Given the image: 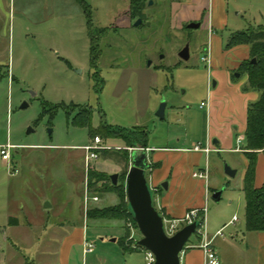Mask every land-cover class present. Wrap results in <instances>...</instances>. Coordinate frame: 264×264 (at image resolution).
Segmentation results:
<instances>
[{
  "label": "rangeland",
  "instance_id": "374dc122",
  "mask_svg": "<svg viewBox=\"0 0 264 264\" xmlns=\"http://www.w3.org/2000/svg\"><path fill=\"white\" fill-rule=\"evenodd\" d=\"M184 1L149 0L136 27L128 15L131 0H0V147L16 146L9 166L0 150V264H9L16 249L31 258L47 239L48 230L37 222L34 228L8 227L10 216L35 222L39 211L52 219L83 214L95 246L89 264H125L128 256L146 264L147 250L125 252L127 229L129 243L143 239L131 219H87L94 208L122 203L115 191H103L104 183L89 188V171L118 174V184H125L130 154L145 148L138 139L130 145L122 137L91 135L90 130L142 128L149 148L187 147L194 140L203 144L208 109L201 104L207 101L212 69L203 62L207 49L227 50L232 34L264 26V0H210V28L207 23L188 29L193 21H172L174 7ZM186 46L188 61L180 58ZM162 104L164 120L156 115ZM96 137L110 149L99 151V159L87 166L81 147L93 145ZM231 165L227 153L208 157L209 170L224 183L222 200L210 197L208 203L210 234L221 221L245 212L239 177L223 175ZM156 191L154 207L169 221ZM170 227L165 223L166 230ZM198 243L194 235L187 245Z\"/></svg>",
  "mask_w": 264,
  "mask_h": 264
},
{
  "label": "crops",
  "instance_id": "0c3cea01",
  "mask_svg": "<svg viewBox=\"0 0 264 264\" xmlns=\"http://www.w3.org/2000/svg\"><path fill=\"white\" fill-rule=\"evenodd\" d=\"M209 3L210 0H191V2L186 0L177 3L180 7H174L177 13L176 16H172V21L200 22V28L208 23L209 29L211 17L206 13ZM220 22L223 23L222 20ZM212 39L215 38L212 37ZM208 49L211 51V47ZM211 55V64L208 68L212 69L208 72L207 101L202 102L208 109L203 144L194 140L187 147L168 146L145 149L149 165L159 164V167L149 169V172L152 171V175L148 181L153 191L154 188H157L155 194L159 200L158 203L170 222L181 220L192 210L208 209L210 197L213 193L223 189V181L216 180L211 168L208 180L193 177L197 168H200V171L206 169L208 158L204 153L191 150L199 144L205 148L208 142L215 149L212 153L229 154L232 162L231 168L237 172L235 178L239 177L237 186L245 208L243 187L249 166V160L245 155L247 112L249 105L256 102L260 95L254 91H243V87L248 83L247 75L239 74L240 77L235 75V80L232 76H234L233 72L238 73L243 62L249 60L250 47L237 45L229 47L227 50H222L221 47L218 53L212 51ZM238 137L243 138L240 146L237 144ZM82 148L85 160L86 152ZM238 148L239 151H237ZM204 157L206 158L205 166L202 164ZM115 164L119 166V164ZM204 167L205 169H202ZM223 175L228 177L225 172ZM254 182L256 188H264V151L256 155ZM165 183L168 186L167 189L163 187ZM232 204L233 200L228 203V205ZM37 215L35 222L22 221L10 216L9 228L20 229L24 226L34 228V223L37 222L36 224L40 223L43 230H48L49 234L43 244L36 248L31 258L16 249L11 253L9 264H24L26 260H32L37 264H89L88 257L94 255L95 251L84 255V243L90 239L86 218L83 214L81 215L82 219L75 215L71 218L61 217L62 214H54V219H52L51 214L47 216L48 213L41 211ZM234 217L236 216L215 225L214 233H211L213 236L223 230V236L214 240L220 264H264V232L247 230L245 212L231 224ZM207 225L209 224L207 223ZM179 228H182V225H179ZM201 242L200 239V243L197 245L186 246L181 254V264H205V254L201 249ZM123 262L139 264L132 256H128Z\"/></svg>",
  "mask_w": 264,
  "mask_h": 264
},
{
  "label": "trees",
  "instance_id": "16d2710c",
  "mask_svg": "<svg viewBox=\"0 0 264 264\" xmlns=\"http://www.w3.org/2000/svg\"><path fill=\"white\" fill-rule=\"evenodd\" d=\"M149 0H131L128 9L130 20L137 21L144 19V9ZM102 29L101 32H104ZM237 45H248L250 47L249 60L242 63L237 71L240 75H247L248 83L243 87L244 92L254 91L259 93V99L251 103L247 112V129L245 133L246 147L245 155L249 160V166L244 180V199H245V218L247 230L251 232H264V188H256L255 186V169H256V155L264 151V26H260L257 30L248 29L243 32H236L232 34L228 47H235ZM95 50V49H94ZM255 60L256 63H252ZM235 80V76H233ZM90 118L86 117V123ZM85 124V120L82 123ZM90 134H101L106 138L108 135L119 136L124 138L128 144L134 145L137 139L143 148L147 146V135L142 128L135 130H119L109 127H101L100 130H90ZM138 138H134L135 136ZM134 147V146H131ZM104 158L109 159L108 151H104ZM131 156V154H130ZM125 162L129 164L127 156H123ZM159 167V164L156 165ZM99 183H104L103 191H115L121 198L122 203L117 207L92 209L87 212V219L96 221H115L131 219L136 226L133 215L130 212L129 204L126 203V182L125 184H118L114 186L110 177L95 171H89L88 187L93 189ZM139 229V228H138ZM130 232L126 230V237L124 240V249L127 253L140 252L143 250L138 243L136 247L129 243L128 239ZM24 264H37L32 260H26Z\"/></svg>",
  "mask_w": 264,
  "mask_h": 264
},
{
  "label": "water",
  "instance_id": "95a60500",
  "mask_svg": "<svg viewBox=\"0 0 264 264\" xmlns=\"http://www.w3.org/2000/svg\"><path fill=\"white\" fill-rule=\"evenodd\" d=\"M152 3V2H151ZM142 23L139 19L135 23L138 27ZM201 23L192 22L188 24V29H199ZM180 58L188 61L190 58L189 46H186L180 53ZM252 63H256L255 60ZM240 77L239 74H236ZM24 104L22 108H26ZM166 104H162L157 112V116L165 119ZM150 169L146 150L136 149L131 153V167L126 177V195L129 209L139 231L143 235V239L138 245L154 254L156 258L155 264H181V254L186 248L189 240L195 235L200 226V222H194L184 226L173 236H168L165 230L164 219L157 211L153 204V189L147 180V172ZM225 174L230 178H235L237 172L229 166H225ZM118 174L110 176L114 186L118 185ZM167 189V184H163ZM224 189L213 193L212 199L219 203L222 199ZM48 208V206H46ZM113 242L116 240L113 239Z\"/></svg>",
  "mask_w": 264,
  "mask_h": 264
},
{
  "label": "built area",
  "instance_id": "2783aa9c",
  "mask_svg": "<svg viewBox=\"0 0 264 264\" xmlns=\"http://www.w3.org/2000/svg\"><path fill=\"white\" fill-rule=\"evenodd\" d=\"M203 62L208 64V66H210L211 64V51L210 49H208L207 51V56H205L203 58ZM206 104L202 103L201 104V108H205ZM243 142V138L242 137H238L237 138V144L238 146L241 145V143ZM102 145V141L100 140L99 137H96L94 140V144L93 145H88L83 147L82 149L86 152V158H85V162L86 165L89 166V164L97 161L99 159V151H103V150H109L110 148H105ZM16 149V146H13L11 144H7L5 146H1L0 150H1V156L4 162H6L9 166L10 161H11V150ZM240 149L238 148L237 151H239ZM192 152H197V153H204L207 158L209 157V155L215 151L213 145L208 142L207 146L205 148H203L200 144L196 145L192 150ZM194 178L197 179H204V180H208L209 178V166H208V161H207V166L205 170H202L200 172H196L193 174ZM207 213H208V209L204 208L202 210H192L190 212H188L185 217H183L181 220L179 221H167L164 219V225L166 224H170L171 227L169 230H166V233L168 236H173L176 231H178V226L182 225V227L187 226L189 224H192L194 222H200V226L197 229L195 235L200 237L201 239V249L203 250L204 254H205V264H220V260H219V256L217 253V250L214 246V240L219 237V236H223V230L219 231L218 233H216L215 235H211L210 233L207 232ZM238 219L237 217H234V220L231 222V224H233L234 222H236ZM134 247H136V244H134ZM95 246L93 243H91L90 241H86L84 243V255H88L94 252ZM145 261L146 264H155L156 262V258L154 256L153 253H151L150 251H146L145 252Z\"/></svg>",
  "mask_w": 264,
  "mask_h": 264
}]
</instances>
